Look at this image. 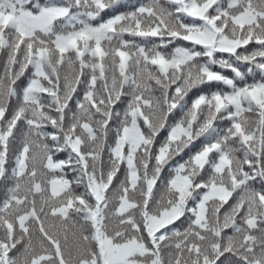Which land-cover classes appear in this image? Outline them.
<instances>
[{
  "label": "snow or ice",
  "instance_id": "obj_1",
  "mask_svg": "<svg viewBox=\"0 0 264 264\" xmlns=\"http://www.w3.org/2000/svg\"><path fill=\"white\" fill-rule=\"evenodd\" d=\"M117 5L0 0V264H264V0Z\"/></svg>",
  "mask_w": 264,
  "mask_h": 264
},
{
  "label": "trees",
  "instance_id": "obj_2",
  "mask_svg": "<svg viewBox=\"0 0 264 264\" xmlns=\"http://www.w3.org/2000/svg\"><path fill=\"white\" fill-rule=\"evenodd\" d=\"M41 2L43 3L44 0H41ZM148 2H149V0H120V5L116 6L115 11L116 12L131 11V10H133V8H132L133 5L140 6L141 4H146ZM162 2H163V0H162ZM113 14H114V12H112V11H106L103 15L105 18H107L108 16L113 15ZM125 39H135L138 43L142 42V39L139 37L132 38V37L125 36ZM253 47H255V45H250L249 50H251ZM5 56H6V53L0 54V72L3 71V60H4ZM217 70H219V69H217ZM242 70H246V69H242ZM224 74L227 76L232 75V73L230 71H225ZM211 87L214 89V88L218 87V85L213 84ZM204 90L208 91V88L204 87ZM123 107H124V105H119L117 110H120ZM73 108H74V105H73ZM20 130H21V132L25 130V126L23 124L20 125ZM18 135H19V133H18ZM106 155L107 154L105 153V158H106ZM60 158H64V157L61 156ZM167 174H168L167 170H165L164 175L167 176ZM121 175H122V173H121ZM68 178L69 179L72 178L71 173L69 174ZM4 183L5 182H0V201H2L4 199V194H5ZM157 187L159 188V185ZM157 195H159V192H157ZM225 207H227V206H225ZM177 226L178 227L181 226L180 222L177 223ZM226 234H231V230H228L226 232ZM62 243H63V241H62ZM75 243H76V241L74 240V238L71 235H69L68 244L73 249V251H75V247H74ZM228 255H230V254H226V256H228Z\"/></svg>",
  "mask_w": 264,
  "mask_h": 264
}]
</instances>
